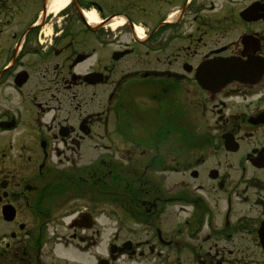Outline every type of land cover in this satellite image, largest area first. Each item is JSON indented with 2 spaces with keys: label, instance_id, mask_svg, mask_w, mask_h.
Wrapping results in <instances>:
<instances>
[{
  "label": "flooded vegetation",
  "instance_id": "obj_1",
  "mask_svg": "<svg viewBox=\"0 0 264 264\" xmlns=\"http://www.w3.org/2000/svg\"><path fill=\"white\" fill-rule=\"evenodd\" d=\"M53 1L0 0V264H264V0ZM181 103L204 153L163 141Z\"/></svg>",
  "mask_w": 264,
  "mask_h": 264
},
{
  "label": "rangeland",
  "instance_id": "obj_2",
  "mask_svg": "<svg viewBox=\"0 0 264 264\" xmlns=\"http://www.w3.org/2000/svg\"><path fill=\"white\" fill-rule=\"evenodd\" d=\"M49 30L50 29H48V31ZM124 92L121 91V93H124ZM123 99L126 103V99H129L128 95L124 93ZM129 105H130V102H129ZM185 107H186V103L180 104V108L184 109ZM126 108H127V106H126ZM187 111L188 110L185 109L182 112L180 109L179 116L176 118H173V121L175 122L174 124L178 126L177 127L178 131L181 133L180 136L182 135V137H181L182 139H176L175 142L178 143L179 146H184V145L189 146L190 143H196V144H199V145H197L198 147H202L204 145V143L206 141H208V139L210 141L211 134L208 133L207 131L205 132L203 127L200 126V125H203V123H202L203 119L202 118L198 117L197 115L192 116V115L186 113ZM167 112L168 111H166V109H165L164 121H166V119L168 118ZM189 116H190V118H189ZM210 119H211V122L213 123L214 122V115H212ZM154 120H155V117H150L148 119V123H152V122H154ZM162 137H163V135H162ZM201 144H203V145L201 146ZM150 153L151 154L148 155L149 158L154 153L152 151V149H150ZM213 157H214L213 155H209L207 158H208V160H210L209 158H213ZM100 220L106 221V219H103L102 217H100Z\"/></svg>",
  "mask_w": 264,
  "mask_h": 264
},
{
  "label": "bare ground",
  "instance_id": "obj_3",
  "mask_svg": "<svg viewBox=\"0 0 264 264\" xmlns=\"http://www.w3.org/2000/svg\"><path fill=\"white\" fill-rule=\"evenodd\" d=\"M66 2H67V0H54L53 4L51 6V8L53 9V12L60 10L65 5ZM84 14H85L86 19L90 23H93V22L98 20L94 11L84 12ZM120 23H121V21L119 19L113 20V22L111 23V26H116Z\"/></svg>",
  "mask_w": 264,
  "mask_h": 264
}]
</instances>
